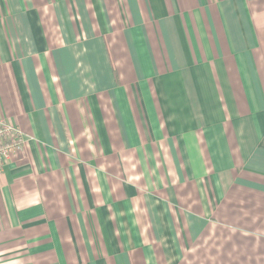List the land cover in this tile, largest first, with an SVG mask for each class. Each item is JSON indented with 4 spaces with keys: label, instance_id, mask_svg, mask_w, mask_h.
I'll return each instance as SVG.
<instances>
[{
    "label": "crops",
    "instance_id": "0c3cea01",
    "mask_svg": "<svg viewBox=\"0 0 264 264\" xmlns=\"http://www.w3.org/2000/svg\"><path fill=\"white\" fill-rule=\"evenodd\" d=\"M0 264H264V0H0Z\"/></svg>",
    "mask_w": 264,
    "mask_h": 264
},
{
    "label": "built area",
    "instance_id": "2783aa9c",
    "mask_svg": "<svg viewBox=\"0 0 264 264\" xmlns=\"http://www.w3.org/2000/svg\"><path fill=\"white\" fill-rule=\"evenodd\" d=\"M25 134L11 121L0 118V169L13 154L23 149Z\"/></svg>",
    "mask_w": 264,
    "mask_h": 264
}]
</instances>
